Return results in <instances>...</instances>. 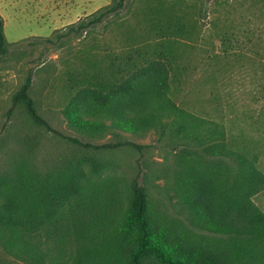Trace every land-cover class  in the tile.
Returning <instances> with one entry per match:
<instances>
[{
  "label": "trees",
  "instance_id": "1",
  "mask_svg": "<svg viewBox=\"0 0 264 264\" xmlns=\"http://www.w3.org/2000/svg\"><path fill=\"white\" fill-rule=\"evenodd\" d=\"M126 2L111 0L52 37L14 44L6 42L0 16V65L14 49L61 48L69 36L87 35L119 15ZM145 55L131 50L104 68L68 73L76 95L62 115L77 133L67 137L76 153L45 172L17 162L0 177V246L6 254L23 264H264V214L252 201L264 189V175L255 156L228 141L219 124L177 108L170 97L172 58ZM31 85L28 76L12 103L43 126ZM101 133L114 136V143H94ZM148 133L172 144L174 168L161 191L183 219L152 200L136 167L128 177L108 157L121 148L140 149L123 135ZM65 237L72 252L62 247Z\"/></svg>",
  "mask_w": 264,
  "mask_h": 264
},
{
  "label": "rangeland",
  "instance_id": "2",
  "mask_svg": "<svg viewBox=\"0 0 264 264\" xmlns=\"http://www.w3.org/2000/svg\"><path fill=\"white\" fill-rule=\"evenodd\" d=\"M110 1L0 0L5 40L14 44L52 37ZM131 50L146 58L170 56V76L175 75L170 97L176 107L222 126L228 141L244 144L255 156L264 175V0H127L119 15L87 35L69 36L61 48L33 44L14 49L0 65V177L17 162L45 172L73 157L77 146L67 137L77 133L62 115L76 95L68 73L91 72L95 64L104 68L108 60L123 58ZM28 76L43 126L12 103ZM123 137L140 149L121 148L108 157L128 177L136 167L152 200L167 203L169 215L183 219L175 201L168 203L161 191L174 168L170 141L157 133ZM94 139L96 144L115 141L104 133ZM252 201L264 214V189ZM49 246L53 250L52 241ZM62 247L67 253L74 249L68 237ZM0 264L23 263L0 246Z\"/></svg>",
  "mask_w": 264,
  "mask_h": 264
}]
</instances>
